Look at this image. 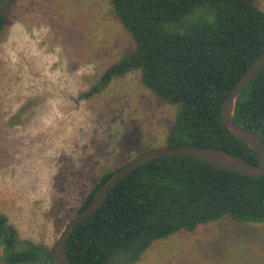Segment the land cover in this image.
<instances>
[{
	"label": "rangeland",
	"instance_id": "obj_1",
	"mask_svg": "<svg viewBox=\"0 0 264 264\" xmlns=\"http://www.w3.org/2000/svg\"><path fill=\"white\" fill-rule=\"evenodd\" d=\"M9 1L0 31V214L21 238L50 248L105 173L167 143L178 105L159 101L137 69L82 96L135 48L111 0ZM254 3L264 11V0ZM133 264H264V222L223 216L180 229Z\"/></svg>",
	"mask_w": 264,
	"mask_h": 264
},
{
	"label": "trees",
	"instance_id": "obj_2",
	"mask_svg": "<svg viewBox=\"0 0 264 264\" xmlns=\"http://www.w3.org/2000/svg\"><path fill=\"white\" fill-rule=\"evenodd\" d=\"M9 2L0 0V31ZM111 5L135 48L82 96L137 69L159 101L178 105L166 144L215 146L258 163V153L220 117L232 86L264 50V11L254 0H111ZM197 17L203 19L194 21ZM232 118L264 140V67L239 93ZM113 171L99 179L79 209ZM223 216L264 222V173L251 176L198 158L163 155L124 177L72 229L67 251L73 264H133L154 240ZM0 247L4 264H54L48 247L21 238L3 214Z\"/></svg>",
	"mask_w": 264,
	"mask_h": 264
},
{
	"label": "water",
	"instance_id": "obj_3",
	"mask_svg": "<svg viewBox=\"0 0 264 264\" xmlns=\"http://www.w3.org/2000/svg\"><path fill=\"white\" fill-rule=\"evenodd\" d=\"M262 67H264V50L250 63L243 74L234 83L220 108V117L225 127L230 133L258 153V163L249 162L237 154L215 146L196 144L171 146L165 144L142 150L115 169L111 175L98 186L91 201L86 206L79 209L77 213L65 223L56 241L52 247L49 248L54 264H73L67 251V241L72 229L79 222L97 211L106 200L111 190L124 177L151 159L163 155L187 156L201 159L222 170L234 171L251 176H261L264 173V140L258 131L239 125L233 120L232 116L239 93Z\"/></svg>",
	"mask_w": 264,
	"mask_h": 264
},
{
	"label": "bare ground",
	"instance_id": "obj_4",
	"mask_svg": "<svg viewBox=\"0 0 264 264\" xmlns=\"http://www.w3.org/2000/svg\"><path fill=\"white\" fill-rule=\"evenodd\" d=\"M71 132H72V130H71ZM68 134H69V132H68ZM71 134V133H70ZM63 136V135H62ZM66 141V140H65Z\"/></svg>",
	"mask_w": 264,
	"mask_h": 264
}]
</instances>
